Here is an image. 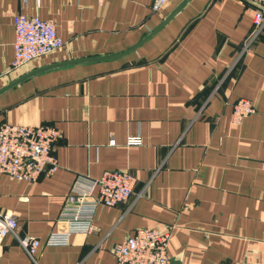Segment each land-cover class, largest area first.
I'll return each instance as SVG.
<instances>
[{
    "label": "crops",
    "instance_id": "0c3cea01",
    "mask_svg": "<svg viewBox=\"0 0 264 264\" xmlns=\"http://www.w3.org/2000/svg\"><path fill=\"white\" fill-rule=\"evenodd\" d=\"M179 1L0 0V123L59 130L53 172H0V207L40 240L36 264H115L136 227L170 228V264H264V11L251 34V3L185 0L151 32ZM16 13L51 19L62 45L11 68ZM240 96L254 110L235 123ZM115 168L135 177L128 197L43 244L74 175ZM0 264H32L11 233Z\"/></svg>",
    "mask_w": 264,
    "mask_h": 264
},
{
    "label": "built area",
    "instance_id": "2783aa9c",
    "mask_svg": "<svg viewBox=\"0 0 264 264\" xmlns=\"http://www.w3.org/2000/svg\"><path fill=\"white\" fill-rule=\"evenodd\" d=\"M166 0H152L151 8L160 7ZM254 7L251 34L262 24L264 0H245ZM51 19L37 14L16 13L13 16V58L11 68L49 53L62 45ZM254 110L251 100L240 96L231 104V120L239 123ZM59 136V130L48 123H0V172L24 181L35 180L41 174L53 172L57 159L52 144ZM137 135H128L126 143H139ZM109 143L113 140L109 139ZM135 177L125 169H105L99 176L76 173L65 194L55 219L63 222L61 229L51 230L43 244L65 245L73 233H88L93 227V214L98 204L110 206L125 199L131 192ZM11 233L17 243L36 264L35 251L40 240L33 235L17 232V220L0 207L1 239ZM170 228L136 227L112 246L115 264H170L166 255V244Z\"/></svg>",
    "mask_w": 264,
    "mask_h": 264
},
{
    "label": "water",
    "instance_id": "95a60500",
    "mask_svg": "<svg viewBox=\"0 0 264 264\" xmlns=\"http://www.w3.org/2000/svg\"><path fill=\"white\" fill-rule=\"evenodd\" d=\"M185 2V0H180L168 13L165 17H163V19H161V21L158 23V25L151 31L153 32L154 30H156L162 23H164L169 17H171L177 10L178 8ZM20 79V77H17L16 79H14L13 81H16Z\"/></svg>",
    "mask_w": 264,
    "mask_h": 264
}]
</instances>
